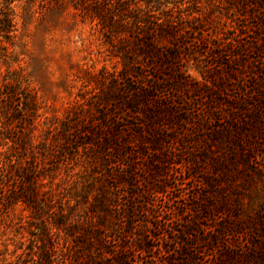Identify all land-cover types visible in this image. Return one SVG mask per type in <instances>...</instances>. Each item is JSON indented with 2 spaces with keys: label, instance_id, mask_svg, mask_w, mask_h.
Here are the masks:
<instances>
[{
  "label": "trees",
  "instance_id": "1",
  "mask_svg": "<svg viewBox=\"0 0 264 264\" xmlns=\"http://www.w3.org/2000/svg\"><path fill=\"white\" fill-rule=\"evenodd\" d=\"M97 1L122 68L87 108L37 139L36 92L0 81V222L27 212L31 264H264V0H232L245 24L224 45L200 12ZM206 48L198 80L182 62Z\"/></svg>",
  "mask_w": 264,
  "mask_h": 264
},
{
  "label": "rangeland",
  "instance_id": "2",
  "mask_svg": "<svg viewBox=\"0 0 264 264\" xmlns=\"http://www.w3.org/2000/svg\"><path fill=\"white\" fill-rule=\"evenodd\" d=\"M105 2L108 6L113 4V0ZM126 3L130 8H140L139 13L152 10L162 18L171 15L190 19L200 12L208 21L210 42L222 45L245 24L238 12L232 10V0H127ZM98 6L97 0H0V81L7 72L15 71L36 92L40 102L37 139L63 119L68 110L85 109L88 103H93L104 78L122 68L120 57L109 43L111 31L103 27ZM223 48L227 51L229 47ZM192 55L182 64L190 76L201 80L204 65L215 63V58L207 48ZM192 98L196 99L193 95ZM3 120L0 115V127ZM72 168L70 173L77 175L67 182L60 181L63 193L71 196L81 184L78 181L76 185L74 179L80 180L78 176L82 175L80 165ZM21 209L18 207L12 218L0 222V264H20L30 259L24 254L29 246L27 227L20 229L17 223L20 217L26 220L27 212Z\"/></svg>",
  "mask_w": 264,
  "mask_h": 264
}]
</instances>
